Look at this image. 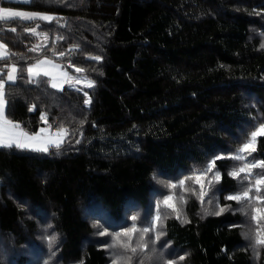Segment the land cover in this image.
Here are the masks:
<instances>
[{
  "label": "trees",
  "instance_id": "16d2710c",
  "mask_svg": "<svg viewBox=\"0 0 264 264\" xmlns=\"http://www.w3.org/2000/svg\"><path fill=\"white\" fill-rule=\"evenodd\" d=\"M0 6L54 16L0 22L7 51L1 79L6 65L18 69L15 83L5 85L6 117L27 133L46 125L68 131L46 153L0 147V264L31 236L42 240L45 264H112L97 243L96 218L85 211L118 220L134 204L146 207L165 184L175 185L174 178L219 151L238 149L264 121V0H0ZM36 25V35L25 31ZM36 45L39 51H29ZM43 58L94 87L67 82L59 90L45 75L29 83L26 69ZM255 149L250 157L264 160V136ZM234 167L231 158L216 160V202L204 207L189 198L183 221L169 215L164 221V236L184 257L178 264H264V244L244 245L246 223L236 210L242 201L225 199L249 184L229 175ZM29 207L47 219L31 221Z\"/></svg>",
  "mask_w": 264,
  "mask_h": 264
},
{
  "label": "rangeland",
  "instance_id": "374dc122",
  "mask_svg": "<svg viewBox=\"0 0 264 264\" xmlns=\"http://www.w3.org/2000/svg\"><path fill=\"white\" fill-rule=\"evenodd\" d=\"M17 1L28 2L29 0H17ZM3 51H5V49ZM36 63L37 61L35 62V64ZM52 64H54V62ZM52 64H49L47 69L46 68L44 69L43 66L40 65L38 71H40V74H43L44 70L49 71L50 75L48 76L53 80H55V82L61 83L55 77V73L59 76L60 72L57 70L56 67L53 68L51 66ZM65 71L67 72L68 76L67 77L63 76L66 78V83H62V87H64L67 84V82H71V84L76 87H78L79 85L82 86L87 84L88 81H86L82 76L77 75L76 77V73L69 74L67 70ZM77 79L81 81L80 84H77L75 82ZM61 81L63 82V80ZM261 123H264V121L257 123V126H255V128L252 129L251 132L256 130V128L259 127ZM53 132L56 133L57 130L56 131L53 130ZM250 134L244 143H246L250 139ZM236 148L237 147H232L230 149L232 152L230 153L219 151V153L217 152L216 155L208 159L201 166L193 168L192 170L188 171L186 174H183L182 176H179L178 178H174L173 180L175 181L173 183L175 184V187H169L170 185L169 183L165 184L164 192H162V190L157 192L153 196L151 204L147 205L146 207L136 206L134 204L132 208L130 207L126 209L124 217H121L118 220H113L111 216H109L108 212H101L100 215L99 214L93 215L92 212L86 213L85 211L83 215L87 216L90 220H94L95 218L97 220V224L99 225V230H98L99 240L97 241V243H101L102 244L101 247L105 246L107 248L108 254L111 258L110 263H112L114 259H118V264H130L131 262L133 264H166V262L168 261H173L174 264L175 263L178 264V262L180 263L179 260L182 254L177 250H175V248L171 246V243L164 236V227H165L164 221L166 220L168 215L170 217H174L178 219L179 221H183L184 220L183 207L185 206L189 198L196 197L198 202L202 204L204 207H206L209 204L211 199L214 202H216V197L218 196L215 195V192H217V187L220 182H217L214 179L215 173L217 172L216 170L217 168H215V166L213 167L212 171L208 172L207 176L201 181V184H203V188H201V184H197L195 182L194 178L189 179L190 177H193L194 173L199 174L200 172H203L207 168L209 163L213 161L216 157L219 156L222 158H231L233 155L236 154L244 155L246 157L244 161H237L232 159V163L234 164L235 169L241 167L244 163L257 162L254 159H252L250 155H248V153H238L239 148L238 149ZM259 170L260 167L252 169L253 180L259 175ZM244 175H245L244 173L241 174V180H243L242 177ZM181 180L184 181L183 186L180 185ZM160 182H163V180H161ZM242 190H244V188ZM201 193H203V199H201ZM228 195H233V194L228 193L227 196ZM250 195L253 196L256 195L255 191L253 190V192L250 193ZM260 195H263L262 191ZM167 196L173 197L172 201L170 202L172 204V207L166 206L163 202L164 198ZM229 206L232 205H229V203H227L226 207ZM255 206L264 208V204L256 205L255 201H253L251 204H249L246 201H242L240 206L236 207V210L243 216V219L246 223V225H244L245 231L244 232L242 231L245 246L249 245V243L251 244L255 243V240L257 239L256 237L257 229L255 228H257L258 225L256 224V222L251 220L252 207ZM216 207L217 206L214 205L210 208L203 209L200 212L199 216L204 217L205 214L207 213L210 214L211 212H214L217 209ZM36 212L37 214H35V212H32L31 207L28 208L27 213L29 214L28 216L29 219H31V221H34L35 219V221H37L38 224H40L41 218L43 219L46 217L47 219L48 215L45 216L40 211H36ZM134 216L137 217V220L135 221L132 220V217ZM157 217H159L158 220ZM133 226H135L138 229V231L132 234L130 240L129 237L126 236L117 237L118 233H122L126 229H129ZM144 227L150 228L149 233L144 234L142 232V229ZM38 229H40V225H38ZM101 232H106L107 234L102 236L100 235ZM34 243L37 244L36 249H33L32 247ZM123 244H128L129 247L124 248L121 246ZM139 245H146V247H140ZM42 246L44 247L42 240L40 239L36 240V237L31 236L25 242V245L20 246L18 244V247L16 249L14 250L12 249L11 251L5 252L3 255H5V257L8 259L5 262L6 264H45V260L42 259L44 253ZM133 247L136 248L135 253L131 251V248Z\"/></svg>",
  "mask_w": 264,
  "mask_h": 264
},
{
  "label": "snow or ice",
  "instance_id": "6c2138e0",
  "mask_svg": "<svg viewBox=\"0 0 264 264\" xmlns=\"http://www.w3.org/2000/svg\"><path fill=\"white\" fill-rule=\"evenodd\" d=\"M19 19L21 21H32V20H48L50 21L52 18L41 15L38 13H26V12H21V11H14L9 8L5 7H0V22H10L12 20ZM39 25H36V27H31V28H26L25 31H28L34 35L37 34V28ZM12 32L16 31L15 27H12L9 29ZM43 38L46 40L47 36L44 35ZM39 45L34 46L33 48H30L29 51H39ZM6 49V45L3 43H0V50ZM12 55H15L14 53ZM55 55V53H54ZM60 56H64L65 53H59ZM0 59H7V55L5 51H0ZM93 60L99 61L101 58L98 56L91 57ZM42 64H52L50 60L47 58L43 60H38L35 65H30L26 71L29 76V83L33 82L34 77H38L40 75V71L38 69L40 68V65ZM71 67V65H69ZM6 67L9 68V71L6 74V77L3 79H0V147L4 148H12L16 147L19 149H32L34 151H39V152H47L48 151V144H53L57 149L60 147L61 143L63 142V138H65L68 135V131L66 128L61 126L55 135L57 137H60L59 139L56 140H46L45 138H42L39 133L30 135L28 133L23 132L22 130L17 132L16 130L19 129V125L13 123L11 120L6 119L5 117V105H6V100H5V85L8 82L15 83L17 77L16 73L18 71L17 67L15 65H6ZM52 67L55 68L56 65L52 64ZM76 72H83L84 69L81 68H76ZM43 75L48 76L50 75V72L47 70L43 71ZM61 75L67 77V73H61ZM5 74L4 72L0 71V77H4ZM77 84H80V80L75 81ZM51 86L53 88H57L59 90H62V83H57L55 80L51 82ZM87 87H94V82L88 81L86 84ZM87 95V93H85ZM85 105L90 104V99H85L84 101ZM32 110V109H30ZM42 119H45V116L42 115ZM7 126V129L6 127ZM41 132L48 131V129H41ZM264 136V123H261L259 127L256 128V130L252 131L250 134V139L244 143L238 150V153H248V155H251L252 152H254L255 145L257 142V138ZM79 143V141H77ZM222 157H216L213 161L209 163L207 168L203 171L200 172L199 174H193V177H190L189 179L195 180L197 184H201V181L207 176L208 172H211L213 167L215 166L216 160L221 159ZM231 159L237 160V161H244L246 157L244 155L236 154L231 157ZM264 168V160L262 161H257L254 163H244L241 167L234 169L229 173L231 177L235 178H241V174L244 173L245 175L242 177L243 180H248L249 185L244 188L243 191H241L238 194H233V195H228L225 197L227 200L231 201H236V202H241V201H246L249 204H251L253 201L256 202V205L264 204V196L260 195L262 191V186H264V175H258L254 180L252 178V169L254 168ZM214 179L219 182L221 179V174L217 171L215 173ZM210 183V182H209ZM184 181H180V185L183 186ZM169 187H175V185H169ZM201 188H203V184H201ZM255 191L256 195H250V193ZM173 197L172 196H167L164 198V204L168 207H172V204L170 203L172 201ZM201 199H203V193H201ZM225 209L220 208V211L215 213L216 215H219L222 213ZM159 217H157V220ZM132 220L135 221L137 220V217H132ZM251 220L256 222L258 225L257 230H256V237L257 239L255 240V244H264V226H260V221L264 220V208L255 206L252 207V215H251ZM50 227V226H49ZM138 229L133 226L129 229H126L122 233H118L117 237L119 236H126L129 237V240L131 239L132 234L136 233ZM150 228L144 227L142 229V232L144 234L149 233ZM106 232H101L100 235H106ZM142 238V237H141ZM55 240V237H52L49 241L51 243L52 241ZM124 248H128V244H123L121 245ZM140 247H146V245H139ZM131 251L133 253L136 252V248L133 247L131 248ZM181 260L184 259V257H180ZM112 264H118V259H114ZM166 264H174L173 261H168Z\"/></svg>",
  "mask_w": 264,
  "mask_h": 264
},
{
  "label": "crops",
  "instance_id": "0c3cea01",
  "mask_svg": "<svg viewBox=\"0 0 264 264\" xmlns=\"http://www.w3.org/2000/svg\"><path fill=\"white\" fill-rule=\"evenodd\" d=\"M8 1V0H7ZM11 2H19V1H17V0H10ZM22 3H25V2H22ZM1 7V6H0ZM5 8H9V7H5ZM9 9H11V10H14V11H21V12H26V13H38V14H41V15H45V16H48V17H51V18H54V16L53 15H49V14H47V13H39V12H31V11H26V10H21V9H16V8H9ZM52 20V19H51ZM44 21H48V20H44ZM4 50V49H3ZM3 50H0V51H3ZM5 52H7L6 51V49H5ZM6 55H7V53H6ZM51 61V60H50ZM52 63H53V61H51ZM54 65H56V68H57V70L60 72V75L58 76L56 73H55V77L59 80V82H61V83H66V78L65 77H63V75H61V73L63 72V73H67L59 64H55V62H54ZM42 66H43V68L45 69H47L48 68V66H49V64H42ZM52 66V65H51ZM9 71V70H8ZM53 71V70H52ZM40 75H43V74H40ZM49 77V76H48ZM37 78V77H36ZM36 78H34V79H36ZM50 78V77H49ZM0 79H1V77H0ZM50 80H51V82L53 81V79L52 78H50ZM61 80H63V82L61 81ZM11 83V82H10ZM4 114H5V117H6V105H5V112H4ZM6 119H8L7 117H6ZM9 120V119H8ZM14 123V122H13ZM15 124H17V123H15ZM19 125V124H18ZM6 127V129H7V126H5ZM41 129H48V131H45V132H41L40 130ZM23 131V129L21 128V127H19V129H17L16 131L17 132H19V131ZM23 132H25V131H23ZM25 133H27V132H25ZM38 133H39V135L42 137V138H45L46 140H56V139H59L60 137H57L56 135H55V132H53V130L51 129V128H49L47 125L46 126H43V127H41L40 129H39V131H38ZM28 134H30V135H33V134H37V132L36 133H28ZM64 139L65 138H63V141H64ZM63 143V142H62ZM62 143H61V145H62ZM51 147H55L53 144H48V149L49 148H51ZM25 150H32V149H25Z\"/></svg>",
  "mask_w": 264,
  "mask_h": 264
}]
</instances>
